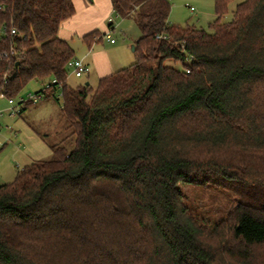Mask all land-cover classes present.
<instances>
[{"label":"trees","instance_id":"obj_1","mask_svg":"<svg viewBox=\"0 0 264 264\" xmlns=\"http://www.w3.org/2000/svg\"><path fill=\"white\" fill-rule=\"evenodd\" d=\"M228 1L207 32L172 23L170 0H111L141 35L92 89L67 81L73 0H0V95L49 81L75 136L0 184V264H228L264 243V0L225 22ZM186 183L238 194L229 237L190 211Z\"/></svg>","mask_w":264,"mask_h":264},{"label":"rangeland","instance_id":"obj_2","mask_svg":"<svg viewBox=\"0 0 264 264\" xmlns=\"http://www.w3.org/2000/svg\"><path fill=\"white\" fill-rule=\"evenodd\" d=\"M216 0H170L172 9L169 20L172 23L183 26H193L203 28L207 32H212L211 24L217 18L215 12ZM244 0H229L227 11L222 20L229 22L234 17L237 4ZM193 7V9H192ZM109 16L114 18L115 28L111 31L113 37L121 47H111L105 37L101 41L94 43L96 49H107L112 59L118 60L123 55L127 60L115 64V70L130 66L135 60L133 50L134 41L141 35V31L133 17H122L115 11H111ZM109 16L102 19L97 26L101 32H108ZM108 19V20H107ZM1 34V33H0ZM80 54L87 50L88 45L82 40L80 34H75L69 41ZM122 50V51H121ZM101 57V56H100ZM167 64H174L172 60H167ZM174 65L180 66L179 63ZM67 81L72 86L83 84L86 81L96 88L100 77L93 71L90 79L89 73L83 76H75L73 69L68 67ZM114 70V71H115ZM43 87V82L32 80L21 92L22 95L28 92H37ZM47 99V100H46ZM47 103L42 107L41 104ZM62 100H57L53 95L44 97L43 100L35 102L22 115L10 116L7 111L9 106L8 97L0 95V184L14 180L17 172L34 160L50 158L52 156L51 145L66 140L69 149L74 147L75 136L71 135L68 128V120L61 111ZM38 106V107H37ZM184 194V201L190 211L207 227L217 228L218 232L229 237V227L231 212L236 207L239 200L238 194L223 185L209 184H180ZM221 236L214 238V243L220 240ZM231 246V245H230ZM229 246V247H230ZM248 252V258L236 261H229L228 264H264V243L252 246ZM221 256H219L220 258ZM221 263L226 264L224 258Z\"/></svg>","mask_w":264,"mask_h":264},{"label":"crops","instance_id":"obj_3","mask_svg":"<svg viewBox=\"0 0 264 264\" xmlns=\"http://www.w3.org/2000/svg\"><path fill=\"white\" fill-rule=\"evenodd\" d=\"M73 2L76 8V11L72 17H70L69 19L63 22L62 26L59 29V33H58V35L61 38L67 41H70V39H72V36L77 33L80 34L83 40V36L86 33L96 30L98 28L97 26L101 24L98 21L108 18L111 11H114L111 0H73ZM110 43H112L113 46L111 47L113 49L114 47L120 48L122 45V44H118L117 46L116 39L114 42H110ZM122 55L123 56L120 59L114 61L112 57L109 55V53L107 52V49L101 52V50L96 49V45L93 44L87 50H83L82 52H80V54H76V57L84 58L85 61L89 64L90 73L87 76V78L90 79L91 73L93 71L100 78L115 72L116 71L115 64L119 62H124L125 59L127 60V56L124 55L123 53ZM86 82H90V81H86ZM41 100H43V98ZM47 105H48L47 103L41 104L42 107L47 106ZM29 107L30 106H28V108H26L22 112V114L25 113L29 109ZM22 114H19V115H22Z\"/></svg>","mask_w":264,"mask_h":264},{"label":"built area","instance_id":"obj_4","mask_svg":"<svg viewBox=\"0 0 264 264\" xmlns=\"http://www.w3.org/2000/svg\"><path fill=\"white\" fill-rule=\"evenodd\" d=\"M109 22L114 24V18L112 16L109 17ZM112 30L113 29L110 28L108 32H106V34L103 36L106 38V40L110 42L115 41V38L113 37L111 33ZM1 32L2 30H0V33ZM11 32L13 34H16V30L14 28L11 29ZM7 54H8L7 52H4V54L0 53V58H2L4 55H7ZM68 67H71L73 69V72L75 76L77 77L83 76L85 73H88L90 71L89 64L82 57H75L71 59L68 63ZM51 82H56V80L53 79ZM50 84L51 83L49 81L46 82L42 87L43 90H40L37 92H28V94L26 95L20 94L17 97H8V103H9V106L7 107L8 114L10 116H16L19 113L20 108L27 102H37L41 100L42 98H44L46 96V90L50 87ZM3 111L4 109L0 110V114H2Z\"/></svg>","mask_w":264,"mask_h":264},{"label":"water","instance_id":"obj_5","mask_svg":"<svg viewBox=\"0 0 264 264\" xmlns=\"http://www.w3.org/2000/svg\"><path fill=\"white\" fill-rule=\"evenodd\" d=\"M89 82H87V84H88Z\"/></svg>","mask_w":264,"mask_h":264}]
</instances>
